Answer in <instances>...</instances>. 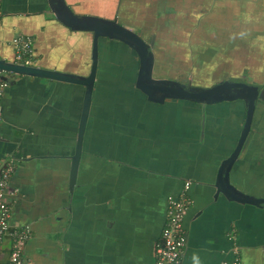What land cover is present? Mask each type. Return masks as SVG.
I'll return each instance as SVG.
<instances>
[{
    "label": "crops",
    "instance_id": "0c3cea01",
    "mask_svg": "<svg viewBox=\"0 0 264 264\" xmlns=\"http://www.w3.org/2000/svg\"><path fill=\"white\" fill-rule=\"evenodd\" d=\"M66 2L79 14L104 19L129 15L141 21L162 16L182 20L180 33L194 35L195 52L205 50L206 39L215 42L216 60L207 64L199 57L204 63L197 61V74L211 68L217 79L244 74L246 82L264 86V0ZM0 7V58H14L12 39L25 34L33 39L37 66L88 74L90 32L62 25L47 0H1ZM115 63L103 61L98 69L72 189L70 157L84 87L18 76L5 90L0 159L6 153L18 158L9 188L18 190L12 223L30 228L22 249L24 263L154 264L168 198L177 197L183 181L190 180L187 195L193 203L183 221L188 247L182 264H219L232 245V228L241 264H264V207L213 197L219 163L234 148L243 125V102L238 101L242 105L234 120H225L224 144L216 142L214 117L204 144L196 140L199 123L180 121L179 106L186 105L179 104L187 101L170 100L168 107L167 102L156 107L118 70L131 66ZM165 67L169 72L171 66ZM252 121L250 140L229 179L244 194L264 197V102L257 104Z\"/></svg>",
    "mask_w": 264,
    "mask_h": 264
},
{
    "label": "water",
    "instance_id": "95a60500",
    "mask_svg": "<svg viewBox=\"0 0 264 264\" xmlns=\"http://www.w3.org/2000/svg\"><path fill=\"white\" fill-rule=\"evenodd\" d=\"M47 2L50 12L62 25L72 31L90 32L92 34L91 64L88 74L78 75L62 72L56 69L39 67L35 64L36 60L30 65H24L14 62V58L11 60L0 58V79L6 83L5 90L8 85L16 81L15 79L18 76L37 77L51 82H67L82 85L84 87V98L78 125L75 150L70 157V189H72L76 183L86 120L89 115L93 87L98 70L99 39L103 38V40L108 39L120 41L135 51L139 59V68L134 82L135 88L141 91L151 103L163 104L166 100H185L201 105H210L222 102L223 100L235 99H240L245 103V119L237 143L230 155L221 161L217 169L214 200L216 201L220 195H223L228 201L264 207V197H255L244 194L231 185L229 179L230 170L233 164L238 160V155L242 150L243 145L248 142L246 139L253 120L255 102L257 99L264 98V87L261 88L255 84L232 80L223 81L209 88H200L190 86L189 84L154 78L152 76L154 59L152 45L146 43L136 33L121 26L115 20H108L94 15L79 14L72 9L66 0H47ZM17 35L19 34H16V36ZM34 57L35 59L37 57L35 50ZM230 89H233L236 93L231 96H224V93ZM3 158L4 157H2L0 161ZM15 161L17 162L18 159H15ZM229 240L232 242L231 238H229ZM235 242L237 243V238ZM187 247L186 233V247L182 254L181 264L185 258ZM226 257L227 256L224 254L222 259Z\"/></svg>",
    "mask_w": 264,
    "mask_h": 264
},
{
    "label": "built area",
    "instance_id": "2783aa9c",
    "mask_svg": "<svg viewBox=\"0 0 264 264\" xmlns=\"http://www.w3.org/2000/svg\"><path fill=\"white\" fill-rule=\"evenodd\" d=\"M32 43V37L23 34L12 39L14 62L30 65L35 61ZM5 87L6 83L0 79V121ZM14 169L15 158L13 156L8 155L0 161V264H25L22 249L29 238V228L26 225L20 226L11 221L12 205L18 192L16 188H9ZM189 185V181H185L179 195L168 198L166 220L155 245L154 264H181L182 254L186 247L183 214L186 203L189 202L187 197ZM229 238L232 239V237ZM236 244L233 240L225 254L227 257L223 258L220 264H241L239 246Z\"/></svg>",
    "mask_w": 264,
    "mask_h": 264
},
{
    "label": "flooded vegetation",
    "instance_id": "af4514ba",
    "mask_svg": "<svg viewBox=\"0 0 264 264\" xmlns=\"http://www.w3.org/2000/svg\"><path fill=\"white\" fill-rule=\"evenodd\" d=\"M164 14H166V15H168L169 16V13L167 14V13H164ZM162 16V15H161ZM170 17V16H169ZM124 19H135V18H131L129 15H127V17H125ZM108 20H115L116 22H118L121 26H123V27H126V28H128L129 29V27H127V26H124L123 24H121L120 22H119V19L118 18H113V19H108ZM135 20H138V21H140L141 22V24H143V26L148 30V31H151L146 37H147V39L146 38H144L143 36H141V35H139V34H137L138 36H140L141 38H142V40H144L146 43H148V44H151L152 45V52H153V57H154V59H153V66H152V76L154 77V78H157V79H164V80H168V77H160V76H158V74L157 75H155V71H157V67H156V64H159L160 62H158V61H163L162 63H165L166 61L165 60H168V57H169V54L170 55H173L175 52H173V53H170V51L169 50H171V52L172 51H174V48H170V46L167 44V41H168V39H170L171 41H173L175 44H178L177 43V41H176V39L177 40H179V39H181L182 40V42L183 43H185L186 45L185 46H187V48L185 49V47L180 51V52H177V53H175L174 54V56H176V58H177V61L179 62V64H181V65H183V66H187V67H189L190 69H191V71H192V69L193 68H191V67H193V63L195 64V61L197 62V61H200V64H202V63H204V62H202L201 60H199V57H201L202 59H204V60H206L205 62L207 63V64H211L212 63V59H211V57H212V55H207L206 53H202L204 50H202V51H200V52H198V53H200L198 56H196V53L197 52H195L194 51V46H193V41H194V39H195V37H194V35L193 34H189V35H187L186 36V33H183V34H181L180 33V31H181V25H182V20H174V19H169V18H164L163 19V16H162V19L160 18V19H157V20H154V19H152V20H149V19H145V21L143 20V21H141V20H139V19H135ZM179 25H180V27H179ZM129 30H131V28L129 29ZM132 31V30H131ZM134 32V31H133ZM135 33V32H134ZM158 37H159V39H160V43H156V41H157V39H158ZM187 37H188V41L186 40L187 39ZM190 38V39H189ZM100 40H101V38L99 39V44H100ZM175 40V41H174ZM208 42H210V43H212V40L210 41V40H208V39H206ZM120 42V41H119ZM121 44H122V46L124 47V48H122V47H119V49L117 50V51H115V50H111V46H109V49L110 50H107V49H104L103 51H102V57L100 58V55H99V51H98V55H99V60H98V65L100 66V67H98V69L99 68H101V66H102V62L103 61H116V65H126V66H131L130 68H126V67H124V66H122L120 69H118L119 71H123L124 70V75L127 77V78H130L131 79V83H132V88L136 91V92H138V93H140L144 98H145V100L146 101H148L147 99H146V97H145V95L141 92V91H139L138 89H136L135 88V78H136V75H137V72H138V68H139V59H138V56L136 55V53H135V51L133 50V49H131L130 47H128L127 45H125L124 43H122L121 42ZM207 45H209V44H207ZM207 45H202V46H207ZM157 46V47H156ZM99 49V48H98ZM119 50H124L123 52H122V54H121V56L124 54V56H122L121 58H123V59H125V60H123V61H118V60H113L114 59V56H113V54L114 55H119ZM127 59V60H126ZM195 66H196V64H195ZM101 70V69H100ZM118 70H116V72H115V74L118 72ZM102 71V70H101ZM165 71H167V70H165ZM169 72H171L170 70H169ZM158 73V72H157ZM163 73H165V72H162V74ZM97 74H98V70H97ZM99 74H101V73H99ZM209 72H205V73H198L197 74V72L195 73V76L192 74V76L190 77L189 76V78H187V79H185L184 81H174V82H178V83H183V84H189L190 86H195V87H200V88H209V87H212V86H214V85H216V84H218V83H221V82H223V81H232V80H234V81H237V82H242V83H245L246 81H245V79H244V74L241 76V77H239V78H221V79H217L216 78V75H214V76H212V78L211 79H213L214 81L212 82V85L211 86H198L199 84H198V82H197V78H199V80H201V81H204L205 79H207V78H209ZM97 76V75H96ZM132 78H133V80H132ZM247 83H250V82H247ZM250 84H255V83H250ZM95 85V84H94ZM255 85H257V86H260L261 88H263L264 86H262V85H259V84H255ZM93 90H94V87H93ZM236 92L233 90V89H230V90H228L227 92H225L224 93V96H231V95H234ZM92 97H93V93H92ZM172 101V100H171ZM177 101V100H176ZM178 101H182V100H178ZM185 101V100H184ZM223 101H242V100H240V99H235V100H223ZM222 101V102H223ZM91 102H92V98H91ZM149 102V101H148ZM165 102H168L167 100L165 101ZM163 103V104H159V105H164V104H166V103ZM188 102V101H187ZM243 102V101H242ZM260 102H264V98L263 99H257V101L255 102V108H254V112H255V110H256V107H257V104L258 103H260ZM151 103V102H150ZM220 103V102H219ZM151 104H155L156 105V103H151ZM90 107H91V103H90ZM243 107H244V109H245V112H246V106H245V103L243 102ZM89 114H90V110H89ZM88 117H89V115H88ZM88 117H87V119H88ZM213 118V117H212ZM253 118H254V115H253ZM244 119H245V114H244ZM216 121V120H215ZM253 122V121H252ZM86 123H87V120H86ZM243 123H244V121H243ZM243 126V125H242ZM86 127V126H85ZM252 127V123H251V126H250V130H249V134H248V136H247V139H246V141H248L249 142V140H250V137H251V128ZM242 129V128H241ZM241 132V131H240ZM240 135V134H239ZM239 137V136H238ZM238 140V139H237ZM237 140H236V143H237ZM236 143H235V145H236ZM82 145H83V141H82ZM246 145H247V142L243 145V147H242V150L240 151V153H239V155L238 156H240L241 155V153L244 151V149H245V147H246ZM235 147V146H234ZM234 149V148H233ZM233 149H232V151H233ZM231 151V152H232ZM230 152V153H231ZM13 156V158H15V159H18L17 157H15L13 154H11V153H6V154H4V157H6V156ZM230 155V154H229ZM228 155V156H229ZM227 156V157H228ZM226 158V157H225ZM224 158V159H225ZM239 158V157H238ZM224 159H222V160H224ZM221 160V161H222ZM239 160V159H238ZM237 160V161H238ZM236 161V162H237ZM235 162V163H236ZM221 163V162H220ZM220 163H219V165H220ZM233 166H234V164H233ZM232 166V167H233ZM232 169V168H231ZM185 181H189V183L191 184L192 182L190 181V180H185ZM185 181H183V182H185ZM216 188V187H215ZM17 196H18V194H17ZM17 196L15 197V198H17ZM187 197L189 198V202H188V204L186 203V206H185V211H184V214H183V221H184V217H185V214H186V212H187V210H188V208L192 205V203H193V200H192V198L189 196V195H187ZM214 197V196H213ZM10 200H11V198H9ZM15 200L16 199H14V203H15ZM217 200V199H216ZM228 237H232V241L234 240H236V238H237V236H236V233H235V229L234 228H232L231 229V231L230 232H228ZM237 245V244H236ZM154 251H155V247H154Z\"/></svg>",
    "mask_w": 264,
    "mask_h": 264
},
{
    "label": "rangeland",
    "instance_id": "374dc122",
    "mask_svg": "<svg viewBox=\"0 0 264 264\" xmlns=\"http://www.w3.org/2000/svg\"><path fill=\"white\" fill-rule=\"evenodd\" d=\"M119 22L123 24L124 26L129 27V29L131 28L132 31L143 36L146 39H147L146 36L151 32V31H148L143 26V24H141L140 21L135 20V19H120ZM186 40L188 41V37ZM176 41L178 44H175L170 39H168L167 41V44L170 46V48H174V52H180L184 47L185 49L187 48V46H185L186 44L183 43L181 39L179 40L176 39ZM156 43L157 44L160 43L159 37ZM214 44H215L214 40L212 41V43L209 42V45L206 46L205 50L202 53L203 54L206 53L207 55H212V46ZM109 46H111L110 48L112 51L115 49H119V47L124 48L121 42L119 41L108 40V39L103 40V38H101L100 44H99L100 58L102 57V54H103L102 51L104 49L110 50ZM114 54H113L114 56L113 60H118V61L125 60L123 58H119V55L116 56ZM199 54L200 53H196V56H198ZM211 58L213 60H216V57H211ZM165 61H166L165 63H162L163 66H161L159 69H157V71H155V75L162 74V72H165V70H167L165 66H171L169 70L172 72L163 73V75L168 77V80L170 81H179V80L184 81L185 79L189 78V76L191 77L192 74L195 76V73H196L195 64H197L196 61H195V64L193 63V67H191L193 68L192 71L189 67L179 64L176 56L174 55L169 54L168 60H165ZM202 71L209 72L210 73L209 78L205 79L204 81H201L199 80V78H197V82L199 84L198 86H211L212 82L214 81L211 78L216 73L211 68H204ZM167 101H168L167 102V107H168L171 102H169L170 100H167ZM156 105H157L156 107H163L165 104L164 105L156 104ZM179 105H186V106H179V117H180L181 123L184 124L185 120L189 122H193L195 120L197 123L200 124V131L198 132V135L196 137V140L198 142H201V143L203 142L204 144L207 143L208 137H209L208 129L210 128L211 118L214 117V119L217 120L216 124L218 125L217 126L218 132L216 133V137H217L216 142H218L220 144L219 147H221L226 140L225 130L227 128V125L229 124V122H225V120H231V119L234 120L235 111L238 109V106L242 104H238V101H223L220 103L210 104V105H201V104L194 103V102H186L185 104H179ZM132 107H135V106L133 105ZM152 115H154V113H152ZM148 166H153V165H148ZM157 168L158 169L156 170H159V172H165V171H162V170H165V167L157 166ZM180 172L181 171L179 169L178 173Z\"/></svg>",
    "mask_w": 264,
    "mask_h": 264
},
{
    "label": "trees",
    "instance_id": "16d2710c",
    "mask_svg": "<svg viewBox=\"0 0 264 264\" xmlns=\"http://www.w3.org/2000/svg\"><path fill=\"white\" fill-rule=\"evenodd\" d=\"M118 49H115V51H117ZM120 52H119V58H121L122 56H124V54L121 56V54H122V52L124 51V50H119ZM15 170V169H14ZM14 172V171H13Z\"/></svg>",
    "mask_w": 264,
    "mask_h": 264
}]
</instances>
